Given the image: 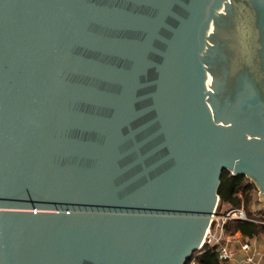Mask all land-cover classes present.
<instances>
[{
    "label": "water",
    "instance_id": "water-1",
    "mask_svg": "<svg viewBox=\"0 0 264 264\" xmlns=\"http://www.w3.org/2000/svg\"><path fill=\"white\" fill-rule=\"evenodd\" d=\"M224 168L264 199V0H0V264H186Z\"/></svg>",
    "mask_w": 264,
    "mask_h": 264
},
{
    "label": "trees",
    "instance_id": "trees-1",
    "mask_svg": "<svg viewBox=\"0 0 264 264\" xmlns=\"http://www.w3.org/2000/svg\"><path fill=\"white\" fill-rule=\"evenodd\" d=\"M256 184L251 182L245 174H234L224 168L221 174L218 193L220 207H239L244 205L248 213L252 215L251 203L254 197ZM228 233L242 232L244 235L255 236L264 231V225L249 220H230L225 225ZM195 259V264H223L216 247L204 244L194 251L186 264Z\"/></svg>",
    "mask_w": 264,
    "mask_h": 264
},
{
    "label": "built area",
    "instance_id": "built-area-1",
    "mask_svg": "<svg viewBox=\"0 0 264 264\" xmlns=\"http://www.w3.org/2000/svg\"><path fill=\"white\" fill-rule=\"evenodd\" d=\"M249 179L255 183L252 178ZM257 189L259 187L256 185L254 194H256ZM259 210L253 208L252 215H250L244 205L239 207H220L219 196L210 225L204 237L203 245L208 243L216 247L223 264L253 260L257 251V245L249 240L239 241L236 237V233L239 231L228 233L225 230V225L230 220H249L264 225V212H260ZM190 264H195V259Z\"/></svg>",
    "mask_w": 264,
    "mask_h": 264
},
{
    "label": "crops",
    "instance_id": "crops-1",
    "mask_svg": "<svg viewBox=\"0 0 264 264\" xmlns=\"http://www.w3.org/2000/svg\"><path fill=\"white\" fill-rule=\"evenodd\" d=\"M236 237L239 241L249 240L257 245L255 257L251 261H235L234 264H264V231L259 232L255 236L244 235L242 232H237Z\"/></svg>",
    "mask_w": 264,
    "mask_h": 264
},
{
    "label": "flooded vegetation",
    "instance_id": "flooded-vegetation-1",
    "mask_svg": "<svg viewBox=\"0 0 264 264\" xmlns=\"http://www.w3.org/2000/svg\"><path fill=\"white\" fill-rule=\"evenodd\" d=\"M245 10V9H244ZM251 10V9H250ZM252 11V10H251ZM253 12V11H252ZM244 14V13H243ZM219 32V36L223 37L225 40V42H221L218 46L219 48L217 49V52H216V56L220 59H223V60H226V53H225V48H226V45L228 44V41H229V37H231L233 35V31L229 28V27H226V26H223L222 28H219L218 30ZM255 59H257V52H255Z\"/></svg>",
    "mask_w": 264,
    "mask_h": 264
},
{
    "label": "rangeland",
    "instance_id": "rangeland-1",
    "mask_svg": "<svg viewBox=\"0 0 264 264\" xmlns=\"http://www.w3.org/2000/svg\"><path fill=\"white\" fill-rule=\"evenodd\" d=\"M261 189H257V192L256 194H254V197H253V200H252V203H251V209L253 211V208H257L260 209L259 211L260 212H264V199H261ZM256 195V196H255ZM258 213V211H257Z\"/></svg>",
    "mask_w": 264,
    "mask_h": 264
}]
</instances>
